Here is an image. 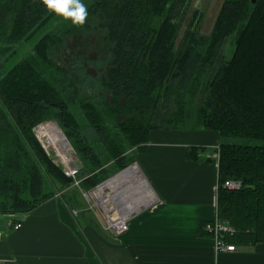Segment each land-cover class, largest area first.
Returning a JSON list of instances; mask_svg holds the SVG:
<instances>
[{
	"label": "trees",
	"instance_id": "16d2710c",
	"mask_svg": "<svg viewBox=\"0 0 264 264\" xmlns=\"http://www.w3.org/2000/svg\"><path fill=\"white\" fill-rule=\"evenodd\" d=\"M83 3V25L60 18L39 36L58 17L42 0H0V57L31 44L0 76V214L28 213L57 197L73 207L77 198L67 189L87 193L125 169L153 130L191 126L220 136L217 214L235 230L229 241L264 242V145L235 141L264 140V0H223L208 35L191 0ZM80 30L97 31L106 46L91 78L97 100L71 99L67 88L88 77L60 81L55 71L67 76L68 70L51 57ZM77 69L84 71L81 64ZM50 118L59 120L81 163L75 176L34 132ZM85 131L95 132L96 145ZM226 180L241 186L228 189Z\"/></svg>",
	"mask_w": 264,
	"mask_h": 264
},
{
	"label": "crops",
	"instance_id": "0c3cea01",
	"mask_svg": "<svg viewBox=\"0 0 264 264\" xmlns=\"http://www.w3.org/2000/svg\"><path fill=\"white\" fill-rule=\"evenodd\" d=\"M219 142L217 132L191 126L153 130L144 148L132 151L131 163L153 198L132 211L129 229L116 237L100 216L77 220V209L58 197L15 218L0 214V263L264 264V242L216 252L204 230L218 219ZM193 148L195 158H188ZM88 192L82 193L91 202ZM11 219L21 221L18 230Z\"/></svg>",
	"mask_w": 264,
	"mask_h": 264
},
{
	"label": "rangeland",
	"instance_id": "374dc122",
	"mask_svg": "<svg viewBox=\"0 0 264 264\" xmlns=\"http://www.w3.org/2000/svg\"><path fill=\"white\" fill-rule=\"evenodd\" d=\"M191 2L193 3V8L200 10L197 12L196 15L198 17L200 16V18H198V22H201V34L208 35L213 26V23L219 12L223 0H191ZM187 16H189V14ZM186 17L184 19V25L180 30L181 34L186 26ZM60 18L62 17H57L55 21L52 20L46 28L40 31L39 36L45 34L46 32L53 31L54 24H56V22H58ZM1 44L2 41H0V45ZM30 50L31 44L24 43L23 45L21 44L20 49L18 48V52L16 54L7 57L8 54L12 51L10 50L9 52L2 55L0 57V76L3 75L8 69H10L14 63L21 59L22 56H25ZM105 50L106 46L102 44V40L98 32L94 30H91L89 33H86L81 30L77 31L66 38L65 46H57L54 48L51 56L52 60L55 61L56 66L68 70L67 76L59 75L61 71L54 70L60 81L64 82L67 79L72 80L81 75H86L88 77L87 79L85 78L86 81L84 83L76 84L70 88H67V94L71 99L74 100L75 98H79V96L82 95L90 97L93 100L98 99L92 97L96 90L91 86L93 85L91 78L98 74V71L100 69L98 68L97 61L101 57L105 56ZM78 64H81L84 67V71L77 69ZM99 96H101V91L97 89L96 97ZM70 107L72 108V105H70ZM43 123L44 124L41 125L38 129V135L42 139L40 141L44 144V148L47 150L49 156L54 160L57 165H59L65 171H68L67 168L78 171L79 167L81 166V163L73 147L70 145L69 138L64 133V130L59 120L57 118H50ZM189 123L193 125L192 120L189 121ZM85 134H87V139L90 140L92 144L96 145V141L94 139L95 132L85 131ZM235 141L240 144L264 145V140L236 138ZM134 177L137 182L143 179V177L139 174L138 170L136 172V176L134 175ZM100 186H98L96 189L92 188L88 192L89 197H92L91 202L88 201L82 191H76L73 187H70L66 190L65 193L72 192L77 198V204L75 206L73 205V207L78 211V216L76 217L77 220H82L83 218H91L92 220H95L100 216V218H102L105 223V217L107 218L109 214L105 211L102 204L106 205L104 203L110 201L113 202L116 206L117 202H114V199H117L119 197V193H116L115 189L109 187H105L108 189L105 190L104 188L103 191L100 192ZM58 200L62 201V198L58 197ZM123 202H125V199L123 200ZM91 205L93 206V209L91 208Z\"/></svg>",
	"mask_w": 264,
	"mask_h": 264
},
{
	"label": "built area",
	"instance_id": "2783aa9c",
	"mask_svg": "<svg viewBox=\"0 0 264 264\" xmlns=\"http://www.w3.org/2000/svg\"><path fill=\"white\" fill-rule=\"evenodd\" d=\"M43 124L44 123H40L34 128V132H35L37 137L39 136L37 133V130ZM38 139L40 140L39 137H38ZM42 145L44 147L43 143H42ZM214 157L217 160H219V151H218V153L215 154ZM132 165H134V164H130L125 169L129 168ZM67 169H68V171L66 170L65 172L68 175H71V176L76 175L77 171H75L74 169L73 170L69 169V168H67ZM125 169H123V170H125ZM123 170H121V171L117 172L116 174L110 176L109 178L103 180L101 183L96 185L94 187V189H96L98 186L102 185L103 183L107 182L113 176L117 175L118 173L122 172ZM75 183L77 184L78 182L76 181ZM223 186L227 187L228 189H238V188H240L241 184H240V182L235 181V180H226L224 182ZM106 189H108V188H105V190ZM93 194H94V191H93ZM104 204H106V205L102 204V206L105 209V211L109 214V216L107 218L105 217V223H104L105 229H107L115 237L122 235L123 233H125L129 229V220H130V216H131L132 212L131 213L119 212L118 207L115 206V204H113L110 201H108ZM91 208L93 209L92 205H91ZM73 213L77 214L78 212H77V210H73ZM110 214H112V215H110ZM16 215L17 214H11L10 216H12V218H15ZM9 225L13 230H18L22 224H21V221H19V220H16V219L12 220L11 219V222H9ZM204 228L212 236V239L214 242V249L216 252H232V251L236 250V246L229 241V238L234 235L235 230L227 222L222 221L218 218L214 221L206 223Z\"/></svg>",
	"mask_w": 264,
	"mask_h": 264
},
{
	"label": "bare ground",
	"instance_id": "6f19581e",
	"mask_svg": "<svg viewBox=\"0 0 264 264\" xmlns=\"http://www.w3.org/2000/svg\"><path fill=\"white\" fill-rule=\"evenodd\" d=\"M137 170L138 168L132 165L99 187L100 192L105 187H109L115 189L116 193H119V197L114 199V202H117L116 206L119 212L131 213L139 206L148 204L153 198V193L147 181L144 178L138 182L134 179ZM124 199L125 202H123Z\"/></svg>",
	"mask_w": 264,
	"mask_h": 264
},
{
	"label": "clouds",
	"instance_id": "9594fccd",
	"mask_svg": "<svg viewBox=\"0 0 264 264\" xmlns=\"http://www.w3.org/2000/svg\"><path fill=\"white\" fill-rule=\"evenodd\" d=\"M46 9L73 25H83L88 15L83 0H42Z\"/></svg>",
	"mask_w": 264,
	"mask_h": 264
},
{
	"label": "water",
	"instance_id": "95a60500",
	"mask_svg": "<svg viewBox=\"0 0 264 264\" xmlns=\"http://www.w3.org/2000/svg\"><path fill=\"white\" fill-rule=\"evenodd\" d=\"M42 143V142H41ZM45 147V146H44ZM46 150V149H45ZM47 151V150H46ZM48 153V152H47Z\"/></svg>",
	"mask_w": 264,
	"mask_h": 264
}]
</instances>
